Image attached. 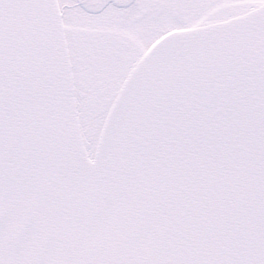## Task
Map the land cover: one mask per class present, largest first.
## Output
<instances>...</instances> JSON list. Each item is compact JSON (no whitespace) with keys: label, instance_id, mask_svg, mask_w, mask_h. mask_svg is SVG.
I'll list each match as a JSON object with an SVG mask.
<instances>
[{"label":"snow or ice","instance_id":"snow-or-ice-1","mask_svg":"<svg viewBox=\"0 0 264 264\" xmlns=\"http://www.w3.org/2000/svg\"><path fill=\"white\" fill-rule=\"evenodd\" d=\"M0 264H264V0H0Z\"/></svg>","mask_w":264,"mask_h":264}]
</instances>
